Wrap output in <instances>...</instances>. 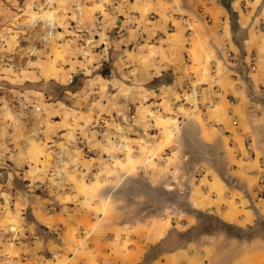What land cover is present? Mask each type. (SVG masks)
<instances>
[{"label":"crops","instance_id":"obj_1","mask_svg":"<svg viewBox=\"0 0 264 264\" xmlns=\"http://www.w3.org/2000/svg\"><path fill=\"white\" fill-rule=\"evenodd\" d=\"M62 7L0 67V264H264V0ZM132 178L176 203L122 220Z\"/></svg>","mask_w":264,"mask_h":264},{"label":"rangeland","instance_id":"obj_2","mask_svg":"<svg viewBox=\"0 0 264 264\" xmlns=\"http://www.w3.org/2000/svg\"><path fill=\"white\" fill-rule=\"evenodd\" d=\"M64 5L65 0H0V67L19 60L24 62L26 55H21L30 50H37L43 57L49 45L54 44L50 33H62L66 28L64 23H48L72 10ZM11 35L19 41L18 53L10 51L15 43ZM118 197L122 220L126 222L145 219L178 199L175 191L151 187L139 178L130 179Z\"/></svg>","mask_w":264,"mask_h":264},{"label":"built area","instance_id":"obj_3","mask_svg":"<svg viewBox=\"0 0 264 264\" xmlns=\"http://www.w3.org/2000/svg\"><path fill=\"white\" fill-rule=\"evenodd\" d=\"M202 109H209V108H211V107H213V103H207V104H205V105H203V106H200ZM199 107V108H200ZM109 160L110 161H112L113 160V157H109Z\"/></svg>","mask_w":264,"mask_h":264}]
</instances>
